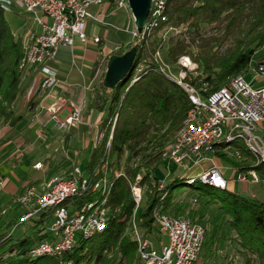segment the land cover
I'll use <instances>...</instances> for the list:
<instances>
[{
    "label": "trees",
    "instance_id": "1",
    "mask_svg": "<svg viewBox=\"0 0 264 264\" xmlns=\"http://www.w3.org/2000/svg\"><path fill=\"white\" fill-rule=\"evenodd\" d=\"M162 13L167 18L164 23L172 25L188 23L189 28L193 29L192 41L200 37L201 23L221 24L225 35L230 37L231 42L225 47H220L221 43H218L216 38H211L213 43H218L213 51L211 47L207 48L206 44L199 45L201 49L194 60L202 66L205 76L199 79L198 84L200 86L206 83L207 93L228 85L230 80L239 73L246 74L253 61L254 53L264 44V0H164ZM141 42L142 44L136 43L133 46L136 48L133 67L120 81L113 86H108L104 83L102 73L94 82L93 95L88 101L87 109L103 111L105 115L99 124L100 135H102H99L96 145L82 166V170L88 175L100 176L95 167L105 155L106 139L112 127L111 154L122 155L124 150H128L130 157L141 155V157H147V163H149L164 151L166 142L181 125L183 126L182 122L184 123L183 120L191 109L190 100L181 85L152 62L143 71H138L135 80L131 82L135 68L144 54V40ZM190 46L191 43H187L184 39L171 41L167 49V59L176 60L178 56L187 53ZM124 53L113 52L108 60L112 55L120 56ZM22 57V41L8 27L4 7L0 2V127L4 125L9 127V130L0 137V146L14 139L19 133L18 125L28 113L34 110L37 103V98L33 95L26 102L23 111L17 113L13 111V104L23 91ZM260 62H264V54L254 61V65ZM215 147L218 149L214 154L223 158L228 157V151H224L223 148H233L237 152V148H243L241 151L250 153L240 140L230 143L222 142ZM241 169L243 168L234 166L235 172ZM255 169L264 175V163H257ZM199 178L196 176L169 178L163 190L165 195H162L163 192L156 191L140 214L143 219L142 227L149 230L153 227L158 229L157 224L152 225L154 223L152 213L157 211L169 214L167 209L174 191L185 190L183 188L201 190L204 194L218 196L223 201L228 214L245 215L247 225H235V230L241 237L240 243L247 252H257L260 259L264 260V201L254 200L235 190L227 177L225 188L208 184ZM110 182L106 202L108 201L112 207L124 203L119 214L108 215L105 227L93 236L78 237L69 250L55 257L57 261L62 264L67 262L81 264L91 260L98 263L103 258V251L119 241L125 223L131 215L133 203L127 199L122 177L112 178ZM103 196L100 189L88 190L68 198L64 205L77 208L84 202L100 201ZM17 206L21 208L22 214L24 212L22 207L19 204ZM52 211V208L40 210L34 217L29 218L28 220L34 223L29 232H22L18 236L8 231L0 234V264H40L44 260L43 257L33 255L32 250L40 241L51 238L45 223L52 217ZM170 215L179 216L175 213ZM203 226L205 234L202 248L212 236H208L206 227ZM120 246L125 258H128L136 248L133 241L124 238L120 240ZM127 264L130 262L127 261ZM138 264L141 262L139 261Z\"/></svg>",
    "mask_w": 264,
    "mask_h": 264
},
{
    "label": "rangeland",
    "instance_id": "2",
    "mask_svg": "<svg viewBox=\"0 0 264 264\" xmlns=\"http://www.w3.org/2000/svg\"><path fill=\"white\" fill-rule=\"evenodd\" d=\"M158 1L159 0H151V6L153 5V11L151 12L152 14L150 13V8L149 15L146 20L148 25L142 28L143 30L140 32H138L135 26L134 18L129 7L115 10L118 11L122 16V21L119 24H112L113 26H110L104 24L105 22H96L98 24L120 29L122 31H124L123 27H125L129 22V29L132 31L131 33L124 31V33L127 35L126 42L115 45L113 48H111L108 54L111 55L113 52L124 53L131 49V47H133L136 43L142 44L141 41L144 40V54L142 55L141 62H139L135 68L131 82L135 80L138 71H143V69L150 62H152L161 71L167 74V76L176 80L178 83L179 81L183 83L192 82V85L198 89L199 79L202 76H205L202 66H200V64L194 60L201 49V46L199 45L206 44V47H211V50L213 51L215 48H217L218 43H221L220 47H225L227 44H229L231 42L230 37L225 35L226 33L224 32V28L221 24L201 23L199 26L200 37H196L195 41H192L191 39L193 29L189 28L188 23L180 25L164 23L167 21L166 16H164L162 19V15L158 16V13L156 14V3ZM0 2L4 7V16L8 27L12 32L18 34L22 41L23 49V41L25 43L28 33L33 31V19L24 10V14L19 15L18 12H16V3L9 0H0ZM110 3L112 6L114 5L116 7L124 6L121 5V0H111ZM135 29L137 34L134 36L132 34L135 32ZM211 38H216L218 43H213ZM176 39H184L187 43L190 42V50L187 53L178 56L176 60L169 61L167 59V49L171 44V41ZM261 54H264V44L254 53L251 66L254 65V61ZM102 63L103 61L101 64ZM98 64H100V59L98 60ZM106 65L103 64L102 71H100L99 74L103 73V75H105L107 69ZM27 67L28 66L21 67V86L23 91L13 104V111L15 113L21 111L22 105L25 103L26 99L32 97L36 91V88L28 90L26 87L27 84H24L25 80H22L23 72ZM51 67L53 68V66ZM41 68L42 67L40 65H35L32 67V69L35 70H40ZM255 68L256 67L253 68V73H255ZM245 75H251L249 69ZM258 85H264V78L258 81ZM37 89H39V87H37ZM104 115L105 112L103 113V116ZM185 120L183 121L185 122ZM181 126L180 128L182 129L183 126ZM49 127L56 131V127L53 123H50ZM112 128L107 135L108 137L106 139L104 148L105 155L95 167L100 176H93L91 174L88 175L81 169V173L84 175V178L87 176L86 182H89L85 191H95L96 189H100V193L104 194L103 198L100 200V203L102 204L103 209L107 211V217L110 214L117 215L121 211L124 203H120L112 207L110 204H108V201L106 202V196H108V188L111 183L110 179L122 177L125 183L127 199L133 203V209L129 219L125 223V227L122 231L119 241L111 244L107 250L103 251L102 260L98 263L91 260L89 262H82L81 264H127V261L130 262V264H138L140 261L138 256V247L135 239L132 238L134 237L133 231L135 225L139 227V234L142 232L141 234L146 235L148 231H152L157 239L155 241L156 246H159V242L161 240L166 241V237L159 233V230L156 227H153L152 230L142 227L143 219L140 214L143 210H145V207L152 199L153 194L156 191L162 193L165 188V184L168 183V179L172 178L173 176H178L181 178L195 176L197 170H199L200 167L206 168L209 167V165L214 164L211 161L212 159L216 161L217 165H221L223 167L229 166L233 167V169L234 166L237 165L238 167L243 168L241 171H251L254 173L255 177L250 172L247 174L249 178L247 181L235 180V186L233 188L254 200L264 201V175H262L261 171L255 169L258 163L255 156L252 153H248L247 151H241L243 148H237L241 158H237L236 152L232 148L228 149L227 158L220 157L217 154L214 155L212 153H207L208 159L203 161L201 166L197 167L196 169H194L196 165H193L192 171H190L182 169L170 162V146L172 145L177 134L180 132V128V130L178 129L176 133L170 138V140L166 142L164 151L157 157L153 158L149 163H147V157H141V155L130 157L128 150H124L122 155L111 154L110 140L112 138ZM7 129L8 126L6 125L0 127V137L6 133ZM57 133H59V131L55 132V134ZM256 133L264 140V121L257 124ZM65 135L66 133L61 135L60 139L62 141H58V144H56L57 141H53V138H48L46 142L44 141L39 147H37L35 151L38 152L33 158H29L24 151H21V153L17 155L18 160L16 162L10 158L7 159V151L9 150L4 151L3 154H0V172L7 175L6 179L0 178V234L8 231L9 233L14 234V236H18L22 232L31 231L34 223L28 219L34 217L36 214L27 219H21L23 213H20L21 208L17 206V204L20 205V203L17 199L22 189L24 187L34 185L37 190H41L44 186V183H46L52 177H54V179H63V177L67 178L73 167H82L85 161L88 159L92 148L96 145L95 143L99 138L100 131L98 127V134L96 138L93 140V142L86 144V147H84L85 150H83V143L75 140L73 141V139L70 141L68 139L65 140ZM44 143L45 145L47 144L45 148ZM52 145H57L55 150H49L50 147L52 148ZM47 153L50 154V156H45ZM38 161L42 163L41 168L34 167L35 162ZM23 171H25L24 174H22ZM18 177L20 178L17 181ZM253 177L255 179H253ZM100 178L102 179L101 182H99L100 187L95 188L93 184ZM33 182L35 183L32 184ZM139 187L141 189L142 199L140 204L137 206V204L134 203V190L135 188ZM183 189L185 190L179 189L173 192V195L171 196V203L167 209V212L169 214L175 213L192 221L197 220L198 222L205 225L208 236H212L210 241L206 243V246L201 249L200 259L203 262H206L207 264H264V260L260 259L257 252H247V249L243 246V244L240 243L241 237L236 232L235 225L246 224L244 214L237 213L235 216L228 214V210L226 209L223 201L218 198V196L216 197V195L210 196L209 194H204L201 190L191 188ZM217 193L220 195V191ZM162 195H165V191ZM68 198L70 197L62 200V202H65ZM64 202L62 203L63 205ZM65 206L66 208H71L70 206L64 205V207ZM22 209L24 210L23 207ZM159 214L160 213L157 211L152 213L154 217V223H152V225L156 224V217ZM51 223L52 217L47 220L45 226L49 228ZM122 238L131 240L135 243L136 248L132 254L128 256V258H125L122 251L123 249L120 246V240ZM37 256L44 258L40 264L43 262V264H62V262L55 259V257L59 255L51 256L40 254ZM67 264H70V262H67Z\"/></svg>",
    "mask_w": 264,
    "mask_h": 264
},
{
    "label": "built area",
    "instance_id": "3",
    "mask_svg": "<svg viewBox=\"0 0 264 264\" xmlns=\"http://www.w3.org/2000/svg\"><path fill=\"white\" fill-rule=\"evenodd\" d=\"M16 3V12L21 14L23 10H32L35 13V22L38 25L37 40H30V32L27 37V48L32 54V61H39L41 69L45 72L41 87H46L56 80L52 69L54 61H42V53H46L48 47L61 46L73 47L76 40L85 43L88 39L94 43L100 41L98 35H90L87 32V24L90 19L95 22H102L90 10L91 7L102 8L111 5L108 0H9ZM160 1L156 3V13L160 8ZM18 5V6H17ZM128 3L123 7L113 5L114 11L119 8H128ZM104 24L113 26L110 23ZM127 32V24L123 27ZM137 31L135 29L136 35ZM253 66H264V62ZM253 66H249L250 78L243 73L235 76L234 86L227 87L222 95H210L207 93L206 83H202L198 89L191 82H181L180 85L191 95H195L196 102L200 103L201 117L196 124H192L188 134L177 140L174 148H171V160L178 167L192 171V165H200L208 159L207 153L216 151L214 140L220 137H213V129L210 127V120H223L232 122V133H242L247 135L250 141L262 149L264 157V140L256 133L257 124L264 121V85H257L256 81L264 78V74L253 73ZM51 118L59 128L66 129L69 126L81 123L80 109L71 111L64 119H59L52 114ZM229 148H223L228 151ZM233 149V148H232ZM236 152L237 158H241L240 153ZM35 168H41L40 161L35 162ZM81 166L73 167L70 174L78 175L77 189L87 188L89 182L80 178ZM234 172V177L238 181H247L249 172L237 171L230 167ZM255 177V174L252 173ZM196 177L206 178L209 182L227 185V178L220 166H211L196 172ZM253 177V179H255ZM101 178L93 185L100 187ZM49 179L41 190H37L34 185L24 187L18 196L20 206L24 208L21 219H27L37 214L45 205L51 204L57 195L72 194L77 195V190H69V183L66 180L61 184L59 190H51ZM97 190V189H96ZM142 199L141 189L137 193V206ZM90 202H84L79 207L66 208L60 217L52 216V223L48 230L51 233L50 239H44L32 253L41 250L54 251V256L62 254L68 246L74 242L75 237H82L90 226L107 219V211L101 215L88 214ZM159 233L166 238H173L174 249L176 243H184V254H177L176 259L180 264H207L197 258V248L203 245L205 228L197 222L186 219L182 216H174L167 213H160V218L156 220ZM181 229H188V238H181ZM139 227L135 225L133 236L137 237ZM156 237L152 231H148L147 239L143 242V252L141 253V264H171L167 261V253H160V245H155Z\"/></svg>",
    "mask_w": 264,
    "mask_h": 264
},
{
    "label": "crops",
    "instance_id": "4",
    "mask_svg": "<svg viewBox=\"0 0 264 264\" xmlns=\"http://www.w3.org/2000/svg\"><path fill=\"white\" fill-rule=\"evenodd\" d=\"M112 7V5H105L102 8L91 7L90 10L102 22L119 24L122 21V16L118 11H114ZM23 14L22 11L19 15ZM33 22L34 26H32V29L35 31L38 25L35 21ZM131 31L128 22L127 32L131 33ZM87 32L89 36L93 34L98 35L100 37V42L94 43L92 40L88 39L85 43H82L76 40L73 47H59L56 55V62L52 65L56 80L50 85L43 88L40 86L43 75H45L42 69L35 70L27 67L24 70L22 80H25L24 84H27L26 87L28 90L36 88L34 95L37 98V103L35 104L34 110L28 113L18 125L19 133L14 139L8 140L0 146V154L9 150L7 151V159L10 158L17 162V155L21 153V151H24L29 158H33L38 152L35 150L44 141L46 142L48 138H53V141H57L56 144H58V141H62L60 137L64 133H66L65 140L68 139L70 141L73 139V141L75 140L83 143V150H85L84 147H86L87 143L93 142L96 138L104 112L92 108L87 109V104L93 95L94 82L99 72L102 71L103 64L106 65L107 63V57H109L108 52L115 45L126 42V33L120 29L98 24L93 19L88 21ZM26 43L27 39L25 43L23 41V49ZM99 59L100 64H98ZM102 61L103 63L101 64ZM247 78H250V75H248ZM258 81H256L257 85ZM37 87H39V89H37ZM30 98L31 97L27 98L22 105V111L25 109L26 102ZM77 109L81 111L82 122L69 126L66 129H59L56 122L51 118L52 114H56L59 119H64L71 111ZM50 123L55 125L56 131L49 127ZM8 130L9 127L7 131ZM58 131L59 133L55 134V132ZM45 146H47V144L45 145L44 143V148ZM56 146L57 145H52V148L50 147L49 150H55ZM45 156H50V154L47 153ZM211 161L217 165L214 159ZM217 166H220L225 176L229 179L230 184L234 187V181L236 179L233 177L234 175L230 167ZM197 167H200V165H196L194 169ZM197 172H200V169L197 170ZM24 173L25 171L22 172V174ZM0 178L6 179L7 175L0 172ZM19 178L20 177L17 178V181Z\"/></svg>",
    "mask_w": 264,
    "mask_h": 264
},
{
    "label": "bare ground",
    "instance_id": "5",
    "mask_svg": "<svg viewBox=\"0 0 264 264\" xmlns=\"http://www.w3.org/2000/svg\"><path fill=\"white\" fill-rule=\"evenodd\" d=\"M126 3H128L127 0H121V5H124ZM150 8H151L150 13H151L153 11V5ZM163 9H164V0L160 1V8L158 10V16L162 15V17H161L162 19L164 18V15L162 13ZM24 11L32 17L33 21H35V13L32 10H24ZM147 23L148 22H146V24L143 26V28L148 25ZM133 34H135V32ZM30 40H37V31H31ZM55 56H56V47H48L46 49V53H42V61H54ZM35 65H39V61H32V54H29V50L27 48V43H26V46L24 47V55L21 59V67H24V66L34 67ZM255 73L256 74H264V66H256ZM233 78H235V76ZM233 78L230 80L228 85L221 87L215 91L210 92V95H222L224 93V91L227 90V87L234 86V79ZM178 84H180V83H178ZM185 92L187 93L188 99L190 100L191 109L189 110L188 116H187L185 122L183 123L184 125H183L182 129L177 134L172 145L170 146V153H171V148H174V145L177 143V140H179V138H182V136H186L188 134L192 124H196L197 120L200 119V117H201L200 103L196 102L195 95H191L186 90H185ZM210 127L213 129V137H220V139L214 140V147H215V145H219L222 142L230 143L234 140H240V142L243 143V145L246 147V149L255 156L258 163H261V162L264 163V157L262 156V149H260L256 144H254L252 141H250L249 138L247 137V135L242 134V133H232V122L231 121H224L223 122V120H210ZM86 177L84 178V175L80 171V178L85 179V182H86ZM200 179H202L203 181H205L211 185H214L216 187L225 188V186H226V185H221V184H216V183L213 184V182H209L208 180H206V178L200 177ZM66 180L69 183V190H77V195L84 193V191L86 190V188H78L77 189V182H78V175L77 174H69V176L67 178L63 177V179H54V181H51V190H59L61 188V184H64V182ZM138 189L139 188H135V190H134L135 202H137ZM67 197H72V194L57 195V197L55 198L54 201L51 202V204L45 205L40 210H46V209L52 208L53 209V217H60V215L63 213L64 209H66V206L64 207V205L62 204L64 202V201L62 202V200L66 199ZM60 202H62V203L59 204ZM90 204L91 205L88 206V214L101 215L104 213L103 212L104 209H103V206L100 203V201L90 202ZM159 218H160V214L157 215L156 219H159ZM105 223H106V219H103L102 222L96 223V224H94V226H90L89 229L84 232L83 236L79 237V238H89L90 236H92L96 232L102 230L103 227L105 226ZM133 233H134V231H133ZM141 233L140 234L138 233L137 237H132L135 239V242L137 243L139 260L141 258V253L143 252V242H144V240L147 239V234H148V233H146V235H144ZM77 238L78 237L74 238V242L68 246L67 250H69L73 246V244L75 243ZM181 238H188V229H181ZM43 241L44 240L40 241L33 248V250L37 249L38 245L40 243H42ZM201 248H202V246L197 248V258H200ZM160 253H167V261H171V264H180V260L176 259V253L177 254H184V243H176V249H174L173 238H166V241H164L160 245ZM32 254L33 255L45 254V255L54 256V251L41 250V251H37V253H32Z\"/></svg>",
    "mask_w": 264,
    "mask_h": 264
},
{
    "label": "water",
    "instance_id": "6",
    "mask_svg": "<svg viewBox=\"0 0 264 264\" xmlns=\"http://www.w3.org/2000/svg\"><path fill=\"white\" fill-rule=\"evenodd\" d=\"M129 9L134 18L135 26L140 32L146 23L151 0H127ZM136 48L132 47L123 55H112L107 61V69L104 75V83L108 86L115 85L133 67Z\"/></svg>",
    "mask_w": 264,
    "mask_h": 264
}]
</instances>
